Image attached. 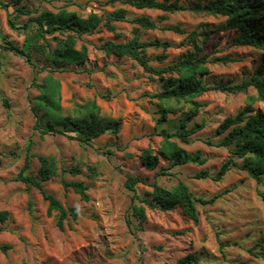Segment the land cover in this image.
Returning a JSON list of instances; mask_svg holds the SVG:
<instances>
[{
	"label": "rangeland",
	"instance_id": "obj_1",
	"mask_svg": "<svg viewBox=\"0 0 264 264\" xmlns=\"http://www.w3.org/2000/svg\"><path fill=\"white\" fill-rule=\"evenodd\" d=\"M167 1L181 9L173 13L137 10L109 0H25L19 4L0 0V209L10 215L0 222V245L10 247L6 253L0 251V264H176L188 254L199 258L197 264H264V257L249 251L264 238V177L257 182L245 171L231 168L218 181L194 178L200 171L215 175L229 158L241 162L232 156V147L207 142L215 144L223 137L216 134V128L226 117L248 105L264 110V101L256 98L254 88L239 93L211 89L194 99L202 106L186 129L193 124L203 127L187 136L185 143L177 138L168 140L190 154L199 152L205 159L203 165L171 167L160 159L158 167L148 171L140 163L141 151L160 149L164 140L161 131L175 132L188 107L176 104L178 112L167 114L162 121L160 101L155 97L159 78L144 72L129 57L106 54L101 48L106 41L122 43L136 37L141 42L168 43L166 48L150 46L146 50L150 65L161 69L193 52L187 37L194 33L209 60L227 58L226 62L206 64L207 73L201 78L210 87L249 80L264 63V48L233 45L236 31H218L225 17L192 10L210 0ZM22 7L31 14H19L16 9ZM120 7L126 9L127 16L112 23L113 31L102 25L78 40V47L84 44L88 48L83 65L51 68L35 51L28 62L25 56L6 50L12 43L28 51L30 41L44 40L30 21L41 11L63 8L81 16L90 12L106 15ZM139 16L150 18L163 29L139 27L133 22ZM171 27L181 32L168 30ZM158 55L165 59L156 60ZM52 81L58 83L62 116L75 117L94 101L103 116L120 121L117 134L105 133L88 145L70 138L75 133L41 134L36 127L37 123L40 128L45 125L43 110L37 106L39 87ZM40 156L52 159L56 167V175L43 183L44 189L64 207L78 210L76 221L68 218L63 230L56 226L55 213L47 216V202L39 191L18 178L26 158L29 166L24 174L37 178ZM74 169L79 173L72 174ZM128 175L145 179V184L136 185L141 197H149L154 182L171 189L182 181L196 199L215 198L212 203L195 202L198 224L179 207L168 211L146 207V222L139 226L132 215V193L124 186ZM62 179L82 181L89 200L65 189Z\"/></svg>",
	"mask_w": 264,
	"mask_h": 264
},
{
	"label": "trees",
	"instance_id": "obj_2",
	"mask_svg": "<svg viewBox=\"0 0 264 264\" xmlns=\"http://www.w3.org/2000/svg\"><path fill=\"white\" fill-rule=\"evenodd\" d=\"M22 1L25 0H14V3L19 4ZM109 2H120L137 10L156 9L164 13H173L181 9L178 5L167 0H109ZM16 10L21 15L31 14L29 10L23 7ZM192 10L198 14L225 17V22L218 26V31H236L237 34L232 41L233 45L264 48V0H210L205 5L196 6ZM126 16L127 11L122 7L116 8L106 15L90 12L86 16L63 8L56 12L44 10L30 19V21L35 22L44 40L41 43H38L37 39L30 41L28 51L18 49L12 43H9L10 47H6V50H10L16 55L25 56L28 62L31 61V51H35L50 63L51 68L83 65L88 59V48L84 44L77 46L81 36L96 31L102 25L113 31L112 23L123 21ZM133 22L143 29L161 28L155 21L146 16H139L133 19ZM168 30L181 32L177 27H171ZM46 35L52 36L51 39H46ZM187 38L188 42L192 44L193 52L185 54L176 63L161 69H155L150 65L146 50L150 46L166 48L169 46L168 43L141 42L134 37L130 41L122 43L106 41L101 47L108 55H115L118 58H131L141 66L144 72L159 78L160 90L155 97L160 101L158 112L162 121L166 120L167 114L178 112L176 104L182 102L188 107L187 113L178 119L175 132L161 131L164 140L160 149L156 152L149 148L141 151L140 163L148 171L156 169L160 159L167 161L171 167L186 164L203 165L205 163V159L200 156L199 152L190 154L168 140L169 138H177L185 143L187 136L203 127L202 124H193L190 129H186L187 122L198 114L199 108L202 106L194 100L196 97L211 89L239 93L252 87L256 90V98L264 101V63H260L257 73L249 80L232 85L219 83L210 87L203 83L201 78L203 74L207 73L206 64L214 61L226 62L227 58L209 60L208 54H202V46L197 45L195 34L191 33ZM164 59L165 55L156 57L158 61ZM39 88H41V96L37 106L43 110L41 118L45 120V125L40 128L37 123L36 127L41 134L59 133L65 135L66 133H75V136L70 138L77 140L81 145H88L91 140L105 133L117 134L119 131L120 121L103 116L94 101L88 102L83 111L75 117L62 116L60 114L58 83L52 81ZM216 134L223 135V137L215 144L210 141L207 143L217 147H232V156L240 159L241 162L238 163L234 158H229L223 162L215 175H211L207 171H200L194 175V178H208L218 181L231 168H237L245 171L257 182L262 181L261 179L264 177V110L253 109L248 105L234 116L226 117L216 128ZM38 159L40 167L37 178L24 174L29 166L27 158L18 178L28 188L34 187L39 191L47 202V216L50 217L55 213L56 226L59 230H63L68 218L76 221L78 210L74 207H64L60 201L44 189L43 183L56 175V167L52 159L41 156ZM70 172L72 174L79 173L77 169ZM145 182L144 178L132 175H128L124 182L125 188L132 193V215L138 221L139 226L146 222V207L158 208L162 211L179 207L188 219L194 224H198L199 215L195 202L212 203L215 198L210 200L196 199L182 181H179L171 189L164 188L154 182L150 185L149 197H141L136 192V185L145 184ZM61 183L65 189L71 188L81 200H89L87 187L82 181L66 182L62 179ZM261 200L264 202L263 195H261ZM9 216L8 211L0 209V222H5ZM9 248L7 244L0 245V251L3 253H6ZM249 251L256 257H264V238ZM198 262L199 258L195 254H188L178 259L176 264H197Z\"/></svg>",
	"mask_w": 264,
	"mask_h": 264
}]
</instances>
